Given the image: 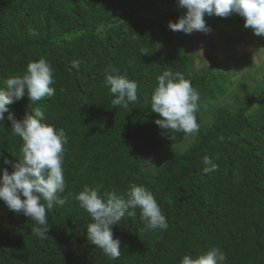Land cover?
<instances>
[{
    "label": "trees",
    "instance_id": "obj_1",
    "mask_svg": "<svg viewBox=\"0 0 264 264\" xmlns=\"http://www.w3.org/2000/svg\"><path fill=\"white\" fill-rule=\"evenodd\" d=\"M178 5V0H0V88L7 78L22 75L30 61L43 58L54 70L56 89L55 96L35 104L25 95L7 106L0 153L13 165L21 155L23 141L13 134L9 113L22 120L40 108L45 122L68 136L66 188L59 194L66 203L47 211L45 238L33 234L30 217L2 210L0 264H180L184 255L214 247L225 254L224 264H264V71L244 106L211 105L224 93V71H189L199 56L186 53L191 41L186 33L168 27L178 22ZM233 14L239 34L245 18ZM33 30L38 34L31 35ZM249 38L240 35L238 42ZM165 70L182 73L199 93L197 133L170 132L155 123L162 117L151 110L150 97ZM106 73L135 80L137 102L113 107ZM163 149V162L147 173L139 162ZM205 156L218 165L210 174L202 171ZM133 183L153 194L168 228L144 230L139 209L135 217L126 215L112 226L121 248L112 260L88 241L90 216L75 196L85 186L105 197L124 194Z\"/></svg>",
    "mask_w": 264,
    "mask_h": 264
},
{
    "label": "clouds",
    "instance_id": "obj_2",
    "mask_svg": "<svg viewBox=\"0 0 264 264\" xmlns=\"http://www.w3.org/2000/svg\"><path fill=\"white\" fill-rule=\"evenodd\" d=\"M186 14L178 22H169L172 31L190 34L200 31L208 34L211 29L206 25L205 15L227 17L233 13L245 18V27H251L256 35H264V0H178ZM38 33L33 30L31 35ZM73 67L79 65L74 62ZM118 69L113 72L118 73ZM54 70L43 58L30 61L25 72L9 77L5 87L0 88V122L9 112L8 105L19 101L25 95L35 104L45 97H53L56 89ZM105 84L114 96L113 107L127 108L138 100V85L127 75L107 74ZM199 93L191 81L180 72L165 70L157 76V84L150 97L151 110L162 119L155 123L170 132H183L186 135L197 133L199 125L196 120ZM12 132L23 141L21 155L13 166L11 174L7 169L0 177V200L9 210L23 213L35 222L31 229L38 238L48 235L47 211L54 204L64 205L66 200L60 197L66 188L63 174V160L68 136L63 128L57 130L54 125L46 123V117L40 108H34L31 114L25 113L22 120H16L12 113ZM5 164L10 161L4 160ZM203 173L210 174L218 168L212 160L203 158ZM23 197V199L21 198ZM79 202L90 216L87 225V238L96 248L102 250L109 259L115 260L121 255L120 241L113 238L112 226L120 224L127 215L136 216L144 222V230H167L168 223L153 194L144 186L131 184L124 194L112 191L101 196L98 190L85 186L76 194ZM46 202V203H45ZM226 256L219 247L206 253L192 256L186 254L180 264H224Z\"/></svg>",
    "mask_w": 264,
    "mask_h": 264
},
{
    "label": "rangeland",
    "instance_id": "obj_3",
    "mask_svg": "<svg viewBox=\"0 0 264 264\" xmlns=\"http://www.w3.org/2000/svg\"><path fill=\"white\" fill-rule=\"evenodd\" d=\"M179 18L186 14V9L176 7ZM178 18V20H179ZM206 25L211 29L208 34L193 31L187 34L190 44L186 53L197 54L193 65L189 68L192 73L203 74L210 67H214L213 74H220L223 83V95L213 101L211 105L236 108L244 106L250 99V93H254L260 86L261 74L264 71V45L259 40L264 35H256L251 27H244L238 34L236 28L239 22L234 14L227 17L208 16L204 17ZM183 32V31H182ZM184 33V32H183ZM250 37L238 42L239 36ZM253 38V39H252ZM258 38V39H254ZM253 40V41H252ZM185 51V49L183 50ZM182 51V52H183ZM219 76V75H218ZM181 146L174 147L180 148ZM164 149L146 156L139 164L147 173H153L155 167L161 165ZM6 156L0 153V169H7L11 174L14 171L13 163L5 164ZM3 172L0 171V177ZM23 199V197H21ZM1 200L0 212L7 209Z\"/></svg>",
    "mask_w": 264,
    "mask_h": 264
}]
</instances>
